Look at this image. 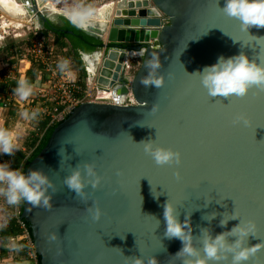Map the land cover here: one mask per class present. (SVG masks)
<instances>
[{
	"label": "water",
	"instance_id": "water-1",
	"mask_svg": "<svg viewBox=\"0 0 264 264\" xmlns=\"http://www.w3.org/2000/svg\"><path fill=\"white\" fill-rule=\"evenodd\" d=\"M17 1L36 29L50 24L73 33L53 24L54 17L65 18L101 40L87 71L112 96L74 108L26 168L25 174L42 169L53 184L50 208L24 200L20 214L40 264H126L125 256L147 258L156 251L159 264H181L175 254L182 242L164 235L168 199L176 202L181 221L191 213L197 236L201 227L213 235L230 230L238 218L225 226L219 221L234 208L251 218L257 231L248 243L261 250L248 264H264V90L252 88L240 99L210 98L199 77L188 75L241 51L264 64V26L239 32L238 21L219 9L224 0H109L90 16L53 10L49 0ZM153 57L165 78L159 89L141 82ZM241 112L249 125L234 122ZM132 139L178 149L182 162L157 165ZM86 161L103 177L95 190L88 186L89 205L63 183L72 167ZM93 200L103 210L99 221L87 211ZM211 213L214 219H202ZM222 264H231V257Z\"/></svg>",
	"mask_w": 264,
	"mask_h": 264
},
{
	"label": "clouds",
	"instance_id": "clouds-1",
	"mask_svg": "<svg viewBox=\"0 0 264 264\" xmlns=\"http://www.w3.org/2000/svg\"><path fill=\"white\" fill-rule=\"evenodd\" d=\"M214 3L218 5V0H214ZM219 9L225 16L237 20L241 31H248L253 25L264 26V0H224L223 7ZM231 37L235 42V37ZM147 67L149 73L142 79V84L146 87L161 88L165 84V78L157 72L160 68L159 60L153 57ZM188 75L199 77L201 86L210 98L219 97L228 100L231 97L244 98L248 96L252 88L264 90V64H258L242 51L229 57L221 55L215 63ZM29 91L25 82L21 80L17 92L21 96H27ZM158 110V107L154 105L150 111L155 114ZM247 121V114L241 112L237 114L234 122L245 124ZM134 143L141 144L144 152L150 155L157 165H179L182 162L181 151L159 144L155 139ZM13 149L11 133L0 130V152L11 153ZM176 175H180L179 169ZM102 179L96 164L93 161H86L72 167L71 172L64 177L63 183L81 202L89 205L92 193L88 191V186L91 185V188L95 190L100 186ZM51 188L53 184L42 169H31L25 174L19 169L10 167L7 162L0 161V194L6 197L8 203L17 204L25 200L36 206L50 208L51 194L48 190ZM153 194L157 197L160 195L154 191ZM87 211L95 221H99L103 214L102 208L95 200L87 207ZM190 216L191 213H187L185 219L181 221L177 204L171 199L163 205L164 235L169 239L178 238L182 242V247L175 254L181 260V264H222L229 257H231V264H248L261 250L260 244L250 246L248 243L249 239L256 235L255 222L251 218L241 217L235 208L227 217L220 219L219 224L225 226L230 220L237 218L238 223L230 230L215 235L208 227H201L199 236L195 235ZM215 216L216 213H211L203 216L202 219L211 221ZM125 261L126 264H159L154 254L147 258L143 255L125 256Z\"/></svg>",
	"mask_w": 264,
	"mask_h": 264
},
{
	"label": "built area",
	"instance_id": "built-area-1",
	"mask_svg": "<svg viewBox=\"0 0 264 264\" xmlns=\"http://www.w3.org/2000/svg\"><path fill=\"white\" fill-rule=\"evenodd\" d=\"M9 17L7 13L0 14V42L5 41L11 34L10 26H6ZM30 41L17 44L10 52L12 59L28 61L31 65L37 66L35 78L39 83L25 84L30 89L29 107L37 112V123L33 127L38 141L43 139L46 131L57 125L66 118L74 108L81 103L107 102L111 101V92L103 90L95 82L83 85L79 73L75 68L73 59L67 47H58L54 37L45 35L40 29L33 30ZM20 70L11 69V62L0 60V83L4 79L18 80ZM10 99H2L0 102L8 107ZM44 120L42 128L36 127L39 121ZM21 170V169H19ZM22 171V170H21ZM14 215L19 226L23 229L21 237L26 240L27 254L35 258L36 251L34 243L27 231L26 222L20 218L21 201L13 204ZM13 239V238H12Z\"/></svg>",
	"mask_w": 264,
	"mask_h": 264
},
{
	"label": "trees",
	"instance_id": "trees-1",
	"mask_svg": "<svg viewBox=\"0 0 264 264\" xmlns=\"http://www.w3.org/2000/svg\"><path fill=\"white\" fill-rule=\"evenodd\" d=\"M63 24H59L61 27L74 29L73 33L60 31H54L44 27L40 29V32L45 35L53 34L55 43L58 47H67L69 49V55L73 59L75 68L79 73L80 81L85 85L86 76L88 75L87 65L84 60V56L88 53L93 52L96 48H99L101 45V40H98L94 37L88 36L82 31L76 29L70 24V22L65 18H60ZM58 25V24H57ZM33 31H30L32 36ZM11 35V34H10ZM25 40V39H24ZM22 41V40H20ZM16 46L15 39H9L8 44L0 45V51L4 55L7 51L12 52ZM37 66L32 64V66L27 70L25 80L27 82H33L36 74ZM45 125L44 120H40L36 127L42 128ZM55 126V125H54ZM52 126L46 131L43 139L38 141V137L35 131H32L29 137L24 142V148L17 150L15 155L12 158L11 167L14 169H21L24 173L30 161L42 150L46 145L50 134L54 128ZM24 200L21 201V210ZM27 231L30 238L33 241L31 229L29 224L26 222ZM0 234L3 236H8L13 238V244L11 247L12 259L16 264H40V256L36 253L35 258H31L26 251L27 244L25 239H17L19 235L23 234V229L19 226L17 218L15 217L9 224L7 228L0 227Z\"/></svg>",
	"mask_w": 264,
	"mask_h": 264
},
{
	"label": "crops",
	"instance_id": "crops-1",
	"mask_svg": "<svg viewBox=\"0 0 264 264\" xmlns=\"http://www.w3.org/2000/svg\"><path fill=\"white\" fill-rule=\"evenodd\" d=\"M103 1L105 2L108 0H102V2ZM70 12H80L83 15L86 14L85 16H88V15L90 16L94 14L95 11H93V13L83 12L82 10L70 11ZM3 13L4 11L0 9V14H3ZM4 58L6 57L4 56ZM6 60H8L11 63L15 61V65H13L12 67H14L15 70H18V69L20 70V75H19L18 80L4 79L0 83V101L2 99L6 100V98L10 99L8 107H5L0 102V130H6L10 132L12 135L13 144H14V149L11 153L0 152V161L7 162L11 167L13 156L15 155L17 150L24 148V142L30 135L28 134L26 136H23L25 132L21 129V121L26 122L27 125L33 129L34 125L31 122H33L32 119L35 116V114H37V112L31 110L30 107L28 106L30 103L29 101L30 91L27 96H21L17 92V89L20 87L21 80H23L25 84L39 83V82L35 77H34L33 82H27L25 80L26 72L32 66L28 61L20 62L19 60L12 59L10 55L7 57ZM85 62H86L88 70H90L89 67H91L90 62H92V59L90 57H85ZM89 75L90 74L88 72V75L86 76V79H85L86 83L92 82ZM14 218H15V215H14V210H13V204L8 203L6 197L0 194V227L7 228L10 222ZM17 239H22L21 235H19ZM12 244H13L12 238L8 236H3L0 234V262L1 263H4L5 261H8V262L11 261V264H16V262H14V260L16 259L14 260L12 259L13 258L11 254Z\"/></svg>",
	"mask_w": 264,
	"mask_h": 264
},
{
	"label": "rangeland",
	"instance_id": "rangeland-1",
	"mask_svg": "<svg viewBox=\"0 0 264 264\" xmlns=\"http://www.w3.org/2000/svg\"><path fill=\"white\" fill-rule=\"evenodd\" d=\"M108 1H105V2H108ZM105 2L104 1L102 2V0H54L53 4L58 9H65L67 11H78V10L80 11V10H82L83 12L93 13V11H95V9H97L100 5H102ZM1 22L2 21L0 20V23ZM35 29L36 28H34V24L27 23V21H24V20H23L22 25H20V26L19 25H16V26L12 25V26H10L11 35H9V37L5 41L0 42V45L8 44L9 39H15L16 46H17V44H20V43L24 44L23 42L30 41L32 39L31 36H29L30 31L35 30ZM50 36L53 37V34L51 33ZM20 40H22V41H20ZM9 55H10V53H8V51L4 55L0 51V60H6ZM4 56L6 58H4ZM13 65H15V61H13L11 63V69L12 68L14 69V67H12ZM32 121L33 122H31V123L35 126V124L38 121V118L36 115L33 117ZM21 129L25 132L23 136H26L33 131V129L31 127H29L27 125V123L24 121H21ZM22 142H24V141H22ZM0 264H11V261H9V262L5 261L4 263L0 262Z\"/></svg>",
	"mask_w": 264,
	"mask_h": 264
},
{
	"label": "bare ground",
	"instance_id": "bare-ground-1",
	"mask_svg": "<svg viewBox=\"0 0 264 264\" xmlns=\"http://www.w3.org/2000/svg\"><path fill=\"white\" fill-rule=\"evenodd\" d=\"M50 1V8H52L53 10H58V8L55 7V5L53 4L52 0ZM0 5L2 7H4V9H6V11H4L5 13H7L9 15V20H7L6 22V26H12V25H22L23 20L29 22L28 18L25 17V8L17 1V0H0ZM102 11L104 9H101ZM75 14H79L82 16H85L83 14H81L80 12H74ZM7 15V16H8ZM89 16V15H88Z\"/></svg>",
	"mask_w": 264,
	"mask_h": 264
},
{
	"label": "flooded vegetation",
	"instance_id": "flooded-vegetation-1",
	"mask_svg": "<svg viewBox=\"0 0 264 264\" xmlns=\"http://www.w3.org/2000/svg\"><path fill=\"white\" fill-rule=\"evenodd\" d=\"M49 16H50V17H53L50 11H49ZM55 23H57L58 25H59V24H63V23L61 22L60 18H58V17H54V23H53V24H55ZM49 25H50V24H48V25L45 24L44 27H47L48 29H51V28L49 27ZM128 48H129L128 45H123V46L121 47V49H128ZM85 56H88V57H90L91 59H93V56H94V55H93V52H91V53L86 54Z\"/></svg>",
	"mask_w": 264,
	"mask_h": 264
},
{
	"label": "snow or ice",
	"instance_id": "snow-or-ice-1",
	"mask_svg": "<svg viewBox=\"0 0 264 264\" xmlns=\"http://www.w3.org/2000/svg\"><path fill=\"white\" fill-rule=\"evenodd\" d=\"M237 29H238V31L241 32V33H246V31H241V28H240L239 22H237ZM201 34H203V33H201ZM201 34H200V35H201ZM200 35H199V36H200ZM254 42H255V41H254ZM231 99H240V98H237V97H231V98H229V100H231ZM245 125H246V126L249 125L248 121H247V123H245ZM238 214L241 215L239 212H238ZM155 229H156V228H155ZM155 229H154V232H155ZM156 252H158V251H156ZM156 252H153V254L156 253ZM153 254H152V255H153Z\"/></svg>",
	"mask_w": 264,
	"mask_h": 264
}]
</instances>
